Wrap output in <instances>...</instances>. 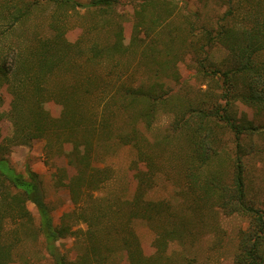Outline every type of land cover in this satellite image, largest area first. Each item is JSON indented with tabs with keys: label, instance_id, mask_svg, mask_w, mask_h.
Listing matches in <instances>:
<instances>
[{
	"label": "trees",
	"instance_id": "obj_1",
	"mask_svg": "<svg viewBox=\"0 0 264 264\" xmlns=\"http://www.w3.org/2000/svg\"><path fill=\"white\" fill-rule=\"evenodd\" d=\"M118 2L0 0V35L7 37L25 25L42 4H54L58 11L83 6L102 17L107 25L113 27L118 22V27L123 17L116 10ZM227 5V10L210 24L200 21L197 11L186 8L182 12L184 7L179 0H135L130 40L126 42L120 26L115 27L114 39L106 44H92L83 60L74 57L76 49L65 39L64 26H55L53 33H36L32 39L24 34L18 43L7 41L0 45V109L5 104L3 90L11 95L7 110H0V119L6 118L13 124L10 140L14 144H31L42 138L46 146H51V137H56L62 146H79L69 153L77 155L85 174L78 175L76 170L77 174L71 177L75 208L66 215L74 214L79 222L86 223V228L76 229L66 219L56 224L41 175L29 165L25 173L18 172L1 157L0 264H9L13 259L16 241L9 240V233L18 235L23 224L32 220L28 202L39 213L38 228L52 264L172 263L169 247L176 236L179 241L183 238L179 224L157 230L158 252L149 259L131 221L140 216L154 219L168 209L166 200L147 197L154 185V172L150 168H139L134 197L126 200L130 204V221L123 226L116 222L104 224L111 223L112 217L103 210L105 197L100 189L112 168L98 162L94 149L96 144H102L100 139L110 138L133 146L150 162L155 160L145 148L147 145L180 139L187 147L183 155L185 175L193 189L200 188L204 197L214 194L224 213L249 218V226L239 234L238 264H264V212L247 198L242 158L243 135L256 127L234 110L237 102L264 110L261 91L264 89V15L249 0H227ZM182 14L183 20L177 22ZM56 23L52 21L51 25ZM182 33L183 46L176 52L174 46ZM218 49L225 52L221 58H215ZM186 57L193 63L196 75L209 78L210 90H205L198 100L180 94L186 86L181 81L178 63ZM88 62L103 66V75L89 72L74 81L63 75L62 80L53 78L70 67ZM51 100L64 106L60 118L37 110L38 104ZM118 114L127 118L128 127L116 132L113 122ZM162 114L169 115L171 120L154 142L147 131ZM66 123L72 127L63 128ZM259 128L264 131V126ZM225 129L233 133L236 145L228 177H224L222 168L228 159L227 150L221 145L219 135ZM75 163L71 162L77 168ZM80 179H84L83 184ZM110 210L117 212L118 208L111 205ZM104 225L111 226V234L117 233L119 252L102 239ZM66 236L76 237L84 245L75 259H69L58 244ZM187 262L191 264V260Z\"/></svg>",
	"mask_w": 264,
	"mask_h": 264
},
{
	"label": "rangeland",
	"instance_id": "obj_2",
	"mask_svg": "<svg viewBox=\"0 0 264 264\" xmlns=\"http://www.w3.org/2000/svg\"><path fill=\"white\" fill-rule=\"evenodd\" d=\"M78 1L85 3L89 0ZM179 1L180 5L184 7L182 12L187 11V9L193 12L197 11L201 16L200 21H206L210 24H214L228 8L227 0ZM249 1L254 4L255 8L257 6L264 15V0ZM134 3L135 0H119L116 6V10L123 16L122 20H119L118 27L120 26L119 29H121L122 37L126 42L130 40L133 30ZM55 9L57 8L54 4H42L25 25L19 26L13 33H8L7 37L0 35V45L7 41H14L13 44L18 43L23 39L24 34H28V37L32 39L36 33H53L55 26L61 28L64 26L67 28L65 39L71 44V47L76 49L73 52L74 57L83 60L92 44L95 42L106 44L114 39L112 30L117 27L118 22L113 24V27L111 24L107 25L102 17L96 16L91 9L88 10L83 6H77L76 9L70 11H66L65 8L59 9V11ZM178 17L177 22H181L184 18L183 14ZM52 21H57L59 25L57 23L54 26L51 25ZM183 34L180 35L174 46L176 52L177 50L179 52L183 46V41L181 42ZM224 54L223 50L218 49L215 51V58H221ZM161 58L164 60L166 56L163 55ZM178 68L181 81L186 86L185 89L180 90L181 95L188 94L198 100L204 95L205 90H210L209 78L196 75L195 67L189 57L180 60ZM89 72L101 77L105 69L98 63L88 62L80 64L78 67H70V70L62 71L53 78L62 80L63 75L74 81ZM261 91L264 93V89ZM3 96L5 104L1 109L7 110L11 95L5 89ZM37 110L48 116L60 118L64 106L51 100L38 104ZM234 110L237 111L238 116L252 121L256 127L243 135L242 158L246 168L247 198L264 212V131L259 128L264 126V110H259L242 102L235 103ZM1 118L0 158H6L9 165L18 172L25 173L29 165L41 175L56 224H60L62 219H66L68 223L71 222L74 225L75 229L86 228V223L79 222L76 215L72 214V217L66 215V213H73L75 208L70 190L71 177L77 174V172L75 173L76 170L79 171L78 175L84 173V167L79 165L77 155L71 156L69 153L70 150H78L79 146L75 144H63L62 146L56 137H51V146H46V140L42 138L36 139L31 144H14L10 140V136L14 132L13 124L8 119ZM170 120L169 115H161L155 126L147 131L151 140L157 141ZM62 127L68 129L72 125L66 123ZM127 127L128 120L125 116L119 114L114 116L113 129L116 132L120 131V128L125 129ZM219 135L222 137L221 145L223 144L227 150L225 156L228 159L224 161L222 168L224 177H228L236 152V145L233 141L234 135L227 129L220 131ZM100 140L102 144H96V149H94L97 152L96 158L101 164L105 162L112 168L111 175L104 181L105 183L100 189L105 197L102 202L103 210L105 213H110L112 217L111 220L109 219L111 223L105 222L104 224L116 222L118 226H123L125 222L130 221V204L126 200L134 197L139 168H150L154 172V185L148 190L147 197L155 201L166 200L168 209L161 215H155L156 218L154 219L149 220L147 217L140 216L134 221L131 220L132 223L134 222L135 230L146 256L150 259L151 256H156L158 252L157 230L178 223L183 238L179 241L178 236H176L175 241L169 247V255L172 257L171 264H190L187 262L189 260H191V264L239 263L237 256L239 234L241 229L249 226V218L247 215L224 213L218 204L220 200H217L214 194L210 197H204L200 188L197 191L193 189V185L188 183L189 179L185 175L183 155L187 147L180 139L171 140L170 143L156 142L147 145L145 148L153 155L155 160L153 162H150L146 155H140L133 146L122 144L118 138ZM72 161L76 162L77 168L71 164ZM199 175L201 178L202 172ZM80 180L83 184L84 179ZM111 205H116L118 211L112 212L110 210ZM28 206L32 220L23 224L18 235L12 231L8 235L9 240L16 241L13 247V259L9 264H52L45 248L44 238L38 228L39 213L37 208L31 202H28ZM120 206L121 210H119ZM26 225L28 226L26 227ZM122 230H124L123 227ZM110 231H112L111 226L104 225L101 232L102 239L109 241L106 243L119 252L116 242L117 233L111 234ZM58 244L69 259L77 258L84 246L77 241L76 237L72 236L62 238ZM115 258L119 260L118 257Z\"/></svg>",
	"mask_w": 264,
	"mask_h": 264
}]
</instances>
